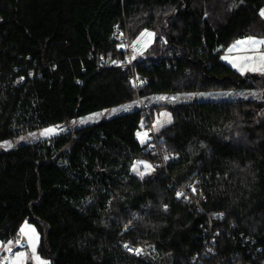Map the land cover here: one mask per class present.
Masks as SVG:
<instances>
[{
    "label": "trees",
    "instance_id": "16d2710c",
    "mask_svg": "<svg viewBox=\"0 0 264 264\" xmlns=\"http://www.w3.org/2000/svg\"><path fill=\"white\" fill-rule=\"evenodd\" d=\"M262 9L264 0H0V143L129 107L0 153V242L28 223L49 264H264V102L177 100L254 89L222 56L239 39H264ZM117 26L132 41L155 34V54L135 62L137 88L118 66ZM140 102L172 114L153 141L172 158L154 176L132 171L155 157L137 137ZM196 177L203 210L177 196Z\"/></svg>",
    "mask_w": 264,
    "mask_h": 264
},
{
    "label": "rangeland",
    "instance_id": "374dc122",
    "mask_svg": "<svg viewBox=\"0 0 264 264\" xmlns=\"http://www.w3.org/2000/svg\"><path fill=\"white\" fill-rule=\"evenodd\" d=\"M264 18V16H262ZM154 32H142L138 37L132 41L131 44H137L140 46V50L136 53L135 61H141L148 58L150 55L155 54L152 51V43L154 41ZM241 41L242 43H237ZM254 41H264L263 38L247 37L235 41L224 52L222 58L225 63L230 65L237 72L242 74L248 82H253L254 89H238L234 91H221V92H209V93H191L182 94L177 96V100L183 102H222V101H238V100H257L264 102V43H254ZM164 49L163 45L160 46ZM256 75L261 78V81H252L251 76ZM160 104L165 102L175 101L174 97H163L157 100ZM145 105V104H144ZM146 106V105H145ZM149 107V106H148ZM150 108V107H149ZM129 109L128 106H120L114 109L104 111L102 113L87 116L85 118L75 119L67 124L60 126H52L46 129L37 130L34 132L26 133L20 137L9 140L4 143H0V153L6 152L11 149L18 148L19 146L26 144H33L42 140L50 139L68 131H72L76 127L91 124L102 119L112 118L125 113ZM142 124L141 130L138 131L137 137L142 145H150V149L153 150L154 159L142 158L139 159L132 167V171L139 177L154 176L156 174L157 167H164L172 155L169 154L162 147H158L153 141L156 140V136L166 127L172 123V114L165 108H159L153 113L151 112ZM152 116V117H151ZM260 118H264V109L258 113L257 121ZM151 121V122H150ZM52 131L47 132L46 130ZM8 145H11L10 147ZM157 150V151H155ZM134 166L136 170L134 171ZM143 173V175H140ZM29 225H24L27 227ZM27 230V229H26ZM37 234V233H36ZM33 236V235H31ZM18 237L11 243H7L2 246L0 250V264H10V261L15 256L14 254L18 250L25 248L20 247L21 240ZM34 237V236H33ZM12 249V252L10 250ZM33 249L28 251V257L22 264H34L32 253ZM143 251V250H142Z\"/></svg>",
    "mask_w": 264,
    "mask_h": 264
},
{
    "label": "built area",
    "instance_id": "2783aa9c",
    "mask_svg": "<svg viewBox=\"0 0 264 264\" xmlns=\"http://www.w3.org/2000/svg\"><path fill=\"white\" fill-rule=\"evenodd\" d=\"M116 38L119 42V45L121 48L125 49L126 51V58L124 60H121L118 64L123 70H126L129 72V78L132 81L135 88L138 87V85L141 83V79L137 76L135 72V56L138 50H140V46L137 44H131L129 35L127 33V28L123 29L121 26H117L115 31ZM140 107L143 111L144 117H148L150 114L149 108H147L142 102H140ZM204 184V179L202 177H196L193 182L188 185L187 187H179L177 191V196L182 197L186 200H189L199 208V210H203L202 206L200 205V202L194 197V194L196 192H200L202 195V187ZM178 193L180 195H178ZM21 241L20 247L25 248L27 245L26 243H23ZM137 250H139L137 252ZM209 250V249H207ZM128 251L131 253H144L141 249H138L136 247H128ZM12 252V249L10 250Z\"/></svg>",
    "mask_w": 264,
    "mask_h": 264
},
{
    "label": "crops",
    "instance_id": "0c3cea01",
    "mask_svg": "<svg viewBox=\"0 0 264 264\" xmlns=\"http://www.w3.org/2000/svg\"><path fill=\"white\" fill-rule=\"evenodd\" d=\"M24 225H29L25 227L27 230L24 229ZM31 235H33L34 237ZM19 236H20L19 238L21 241H25L27 243V246L25 249L18 250V252L14 254L15 256L10 261V264H22L23 262H25L27 260L28 251L30 249H33L32 253L34 255V258H33L34 264H49L48 261L42 259L40 255L38 254L40 235L33 225L24 223L20 229ZM2 246L3 244L0 242V250ZM19 253H23V256H19L18 255Z\"/></svg>",
    "mask_w": 264,
    "mask_h": 264
},
{
    "label": "snow or ice",
    "instance_id": "6c2138e0",
    "mask_svg": "<svg viewBox=\"0 0 264 264\" xmlns=\"http://www.w3.org/2000/svg\"><path fill=\"white\" fill-rule=\"evenodd\" d=\"M261 16H264V9H262L261 10ZM237 43H242L241 41H238ZM254 43H264V41H254ZM47 132H50V131H52L51 129H48V130H46ZM9 147L11 146V145H8ZM134 171L136 170V168H135V166H134V169H133ZM140 175H143V173H140ZM178 195H180L179 193H178ZM9 243H11V242H9ZM139 250H137V252H138ZM19 256H23V253H19L18 254Z\"/></svg>",
    "mask_w": 264,
    "mask_h": 264
},
{
    "label": "bare ground",
    "instance_id": "6f19581e",
    "mask_svg": "<svg viewBox=\"0 0 264 264\" xmlns=\"http://www.w3.org/2000/svg\"><path fill=\"white\" fill-rule=\"evenodd\" d=\"M23 243H26V242H25V241H23V242H22V244H23ZM26 245H27V243H26Z\"/></svg>",
    "mask_w": 264,
    "mask_h": 264
},
{
    "label": "water",
    "instance_id": "95a60500",
    "mask_svg": "<svg viewBox=\"0 0 264 264\" xmlns=\"http://www.w3.org/2000/svg\"><path fill=\"white\" fill-rule=\"evenodd\" d=\"M104 175V174H103Z\"/></svg>",
    "mask_w": 264,
    "mask_h": 264
}]
</instances>
